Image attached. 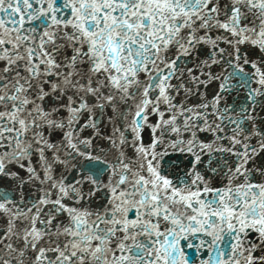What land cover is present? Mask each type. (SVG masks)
Returning a JSON list of instances; mask_svg holds the SVG:
<instances>
[{
	"label": "snow or ice",
	"instance_id": "6c2138e0",
	"mask_svg": "<svg viewBox=\"0 0 264 264\" xmlns=\"http://www.w3.org/2000/svg\"><path fill=\"white\" fill-rule=\"evenodd\" d=\"M0 264H264V0H0Z\"/></svg>",
	"mask_w": 264,
	"mask_h": 264
}]
</instances>
